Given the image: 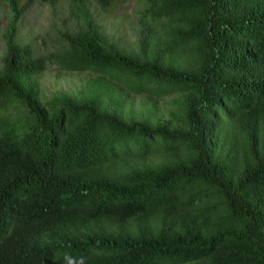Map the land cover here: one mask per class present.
Wrapping results in <instances>:
<instances>
[{
  "label": "trees",
  "instance_id": "obj_1",
  "mask_svg": "<svg viewBox=\"0 0 264 264\" xmlns=\"http://www.w3.org/2000/svg\"><path fill=\"white\" fill-rule=\"evenodd\" d=\"M0 2V264H264V0H134L130 51L89 15L120 0ZM51 67L88 77L46 98Z\"/></svg>",
  "mask_w": 264,
  "mask_h": 264
},
{
  "label": "rangeland",
  "instance_id": "obj_2",
  "mask_svg": "<svg viewBox=\"0 0 264 264\" xmlns=\"http://www.w3.org/2000/svg\"><path fill=\"white\" fill-rule=\"evenodd\" d=\"M117 6L110 13H100L89 8V15L98 24L103 36L110 42L126 51L135 48L137 40V24L135 22L134 0H120ZM66 8L56 7L55 9L48 5H41L34 2L29 7L26 15L19 24L17 39L20 43H29L37 37H46L47 34L53 35L62 30L76 29L79 21L75 14ZM7 18L4 5L0 2V58L3 54L4 44L2 33L6 27ZM88 75L84 73H59L55 68H49L39 78L41 93L49 98L57 93H74L79 89L81 83ZM141 96H134L132 110L136 112L142 101ZM128 104V103H126ZM160 106L162 103L159 104Z\"/></svg>",
  "mask_w": 264,
  "mask_h": 264
}]
</instances>
